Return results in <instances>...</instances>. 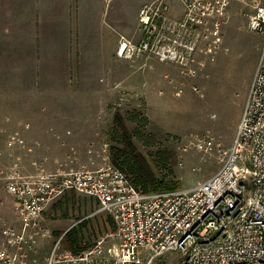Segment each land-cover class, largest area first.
Masks as SVG:
<instances>
[{
	"label": "rangeland",
	"instance_id": "1",
	"mask_svg": "<svg viewBox=\"0 0 264 264\" xmlns=\"http://www.w3.org/2000/svg\"><path fill=\"white\" fill-rule=\"evenodd\" d=\"M151 1L102 0L101 18L119 13L131 29L139 22V7ZM252 1L235 0L217 23L197 27L187 38L195 42L188 63L134 53L118 55L113 65L102 64L98 56L97 65L68 71L0 72V245L16 257L15 264H47L57 241L66 247L60 236L73 225V250L115 231L113 216L97 211L94 197L71 190L26 226L7 184L12 175L114 163V147L120 145L116 113L155 174L176 181L178 189L193 187L219 169L220 149L233 142L263 42L262 34L249 28ZM167 2L174 11L170 15L181 17L184 5ZM137 34L119 40L125 36L137 43L142 32ZM208 134L211 149L204 143ZM9 226L15 234L3 232Z\"/></svg>",
	"mask_w": 264,
	"mask_h": 264
},
{
	"label": "built area",
	"instance_id": "2",
	"mask_svg": "<svg viewBox=\"0 0 264 264\" xmlns=\"http://www.w3.org/2000/svg\"><path fill=\"white\" fill-rule=\"evenodd\" d=\"M179 1L184 9L177 18L170 15L174 11L167 0L143 4L139 42L122 36L117 54L187 62L195 46L187 38L197 27L217 23L235 0ZM252 6L249 28L263 36L260 54L233 142L220 149L221 165L206 180L190 188L145 191L113 163L12 175L7 190L26 226L36 224L42 211L68 190L94 197L97 211L110 213L116 222L114 232L78 252L57 241L47 264H264V4L253 0ZM212 142L206 135L207 148ZM3 232L15 234L10 226ZM17 237L21 242L23 236ZM15 260L1 244L0 264Z\"/></svg>",
	"mask_w": 264,
	"mask_h": 264
},
{
	"label": "crops",
	"instance_id": "3",
	"mask_svg": "<svg viewBox=\"0 0 264 264\" xmlns=\"http://www.w3.org/2000/svg\"><path fill=\"white\" fill-rule=\"evenodd\" d=\"M102 13V0H0V72L68 71L98 56L119 62V37L141 35L139 22L126 29L119 13L105 21Z\"/></svg>",
	"mask_w": 264,
	"mask_h": 264
},
{
	"label": "trees",
	"instance_id": "4",
	"mask_svg": "<svg viewBox=\"0 0 264 264\" xmlns=\"http://www.w3.org/2000/svg\"><path fill=\"white\" fill-rule=\"evenodd\" d=\"M120 128V145L114 147L113 164L132 174L136 185H141L145 191H168L177 189L178 184L172 179L158 177L146 157L137 150L133 141V133L119 113L115 115ZM128 173V174H129ZM73 225L60 239L66 248H74L76 236ZM82 250H74L76 252Z\"/></svg>",
	"mask_w": 264,
	"mask_h": 264
},
{
	"label": "water",
	"instance_id": "5",
	"mask_svg": "<svg viewBox=\"0 0 264 264\" xmlns=\"http://www.w3.org/2000/svg\"><path fill=\"white\" fill-rule=\"evenodd\" d=\"M67 231H65L61 236H60V239L62 238V236L66 233Z\"/></svg>",
	"mask_w": 264,
	"mask_h": 264
}]
</instances>
